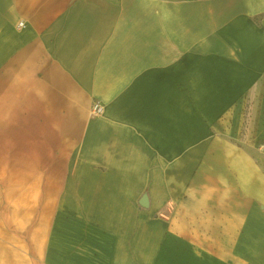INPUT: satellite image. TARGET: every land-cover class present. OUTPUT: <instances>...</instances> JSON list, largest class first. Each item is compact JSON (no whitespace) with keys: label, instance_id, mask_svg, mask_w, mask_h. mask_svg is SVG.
<instances>
[{"label":"crops","instance_id":"1","mask_svg":"<svg viewBox=\"0 0 264 264\" xmlns=\"http://www.w3.org/2000/svg\"><path fill=\"white\" fill-rule=\"evenodd\" d=\"M260 159L264 0H0V264H264Z\"/></svg>","mask_w":264,"mask_h":264},{"label":"rangeland","instance_id":"2","mask_svg":"<svg viewBox=\"0 0 264 264\" xmlns=\"http://www.w3.org/2000/svg\"><path fill=\"white\" fill-rule=\"evenodd\" d=\"M52 144H53V166L51 167V169L49 171H44V170H38V178H50L51 180L56 178L57 175L60 173V169H59V165L56 164V162H58V156L55 155L56 150L58 149V147L60 146L58 144V139L56 134H53V139H52ZM43 159V156L41 157ZM260 161L264 164V160L260 159Z\"/></svg>","mask_w":264,"mask_h":264},{"label":"built area","instance_id":"3","mask_svg":"<svg viewBox=\"0 0 264 264\" xmlns=\"http://www.w3.org/2000/svg\"><path fill=\"white\" fill-rule=\"evenodd\" d=\"M101 111H102L101 106L95 105L93 108V115H99L101 113Z\"/></svg>","mask_w":264,"mask_h":264},{"label":"water","instance_id":"4","mask_svg":"<svg viewBox=\"0 0 264 264\" xmlns=\"http://www.w3.org/2000/svg\"><path fill=\"white\" fill-rule=\"evenodd\" d=\"M140 206L146 207L147 206V199L146 197H143L142 200L140 201Z\"/></svg>","mask_w":264,"mask_h":264}]
</instances>
